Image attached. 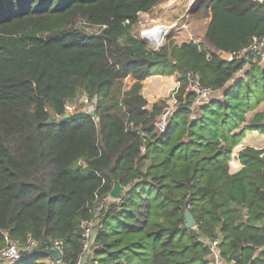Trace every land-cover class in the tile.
Wrapping results in <instances>:
<instances>
[{"label": "trees", "instance_id": "obj_1", "mask_svg": "<svg viewBox=\"0 0 264 264\" xmlns=\"http://www.w3.org/2000/svg\"><path fill=\"white\" fill-rule=\"evenodd\" d=\"M162 1L0 0V249L5 237L39 244L20 264H50L56 241L60 264H75L82 223L115 181L124 191L102 209L86 264H208L214 239L225 260L264 264V149L240 151L234 174L228 164L246 133L264 135V58L206 50L236 53L264 36V0H199L190 14L209 20L202 41L151 48L133 29ZM173 73L213 96L195 106L180 80L159 133L166 103L147 110L141 89ZM79 95L96 100L93 112L65 118Z\"/></svg>", "mask_w": 264, "mask_h": 264}, {"label": "built area", "instance_id": "obj_2", "mask_svg": "<svg viewBox=\"0 0 264 264\" xmlns=\"http://www.w3.org/2000/svg\"><path fill=\"white\" fill-rule=\"evenodd\" d=\"M160 30H165L166 35L160 38V40L157 43H154V45L151 48H159L164 46L165 39L169 34V28L160 29ZM208 52L214 53L220 59L228 63L246 59L247 55H251V57L255 59H263L264 36L260 38H253L247 47L242 48L236 53H227L220 50H215L214 48H210V47ZM180 80L185 81L186 84L185 92L194 95L195 106L207 104L211 100L213 93L201 85L200 79L197 76L193 75L192 73H186L185 75L180 77ZM179 86L180 83L179 82L176 83L175 88L171 92V102H172L171 106L167 105L155 121V128L159 133H164L168 123L169 116L173 113V111L177 107V103L174 98V95L177 89L179 88ZM83 103L85 105L91 106L92 110H89V112H93L94 110L93 105H95L96 103L95 99L93 100L92 103H90L87 98H84ZM64 109L66 115L71 114L73 111L69 104L66 105ZM235 160L236 157L233 156L232 154V157L228 163L229 166L232 165ZM110 200H112L110 198V195L99 199L94 209L92 219L82 223L81 226L82 239H83L82 253L78 257L75 264H86L88 260H91L93 258L92 250H93V237H94L95 227L97 226L98 218L101 214L102 209L105 207V204L108 203ZM5 240H6L5 247L0 250V260L5 264L22 263L27 258L33 256L34 251L39 246V244L34 242L31 238H27L24 244H21L16 241H9L7 237H5ZM207 246H208V264H234L233 261L229 262L222 257L221 250L219 248L220 246L219 239L207 241ZM47 249L58 251L62 256L63 242L56 241L51 245L50 248L47 247L45 248V250ZM60 263L61 261H56L54 258H52L50 262V264H60Z\"/></svg>", "mask_w": 264, "mask_h": 264}, {"label": "rangeland", "instance_id": "obj_3", "mask_svg": "<svg viewBox=\"0 0 264 264\" xmlns=\"http://www.w3.org/2000/svg\"><path fill=\"white\" fill-rule=\"evenodd\" d=\"M197 1L198 0H194L193 2L192 0H163L149 12L138 15V23L133 29L134 37L137 40L145 42L149 47H152L154 43L158 42V39L166 35V31L160 29L169 28V34L165 39L164 45H167L169 41H174L176 44H180L184 41L201 42L209 20L207 18L202 21L196 20V18L189 13V10L191 12L193 11L192 8ZM77 26L79 30H82L87 34H95L98 32L97 28L88 27L81 22H78ZM153 30L157 32H154ZM150 31L153 32L149 33ZM144 33H146L145 35H150L144 38ZM206 50H209L208 46H206ZM168 94L169 96L166 97V100L171 99V93ZM163 99V97L158 96L156 103L161 102ZM83 100L84 98L79 95L77 96L76 101L69 104L73 110L71 113L72 115L92 110V107L85 105ZM164 102H166L165 99ZM168 103V106H171L172 102L169 101ZM259 108H262L264 111V103H262ZM236 148L238 149L239 145ZM0 264L5 263L0 260Z\"/></svg>", "mask_w": 264, "mask_h": 264}, {"label": "crops", "instance_id": "obj_4", "mask_svg": "<svg viewBox=\"0 0 264 264\" xmlns=\"http://www.w3.org/2000/svg\"><path fill=\"white\" fill-rule=\"evenodd\" d=\"M153 31H150L149 33ZM178 82L180 83V76L177 75V73H173L167 76L157 75L147 78L143 82V86L141 89V94L144 97V99L147 101L146 109L149 111L152 109L153 105L156 104L158 96L163 97L166 101L165 103H167L168 105L169 104L168 102L171 101V99L166 100V97L169 96L168 93L172 92V90L176 86V83ZM164 99L162 101H164ZM258 110L264 113L262 108H259ZM250 117L251 115L248 116V118ZM245 147H251L254 149H264V135H260L256 132L246 133L245 138L239 144V148L238 149L236 148L235 151L232 152L233 155L236 157V160L233 162L232 165L229 166V172L231 174H234L239 170H241L242 165L238 161V153L242 151Z\"/></svg>", "mask_w": 264, "mask_h": 264}, {"label": "water", "instance_id": "obj_5", "mask_svg": "<svg viewBox=\"0 0 264 264\" xmlns=\"http://www.w3.org/2000/svg\"><path fill=\"white\" fill-rule=\"evenodd\" d=\"M198 3H199V0L197 2H195L192 10L197 8ZM190 12L191 11L189 10V13ZM91 115L93 116L94 114L92 113ZM64 117L67 118L68 115L65 114ZM123 191H124V188L119 184V182L115 181L114 184H113V187H112V189L110 191V194H109L110 198L112 200H114V201H118L121 198ZM185 222H186L185 227L187 229L193 228L196 225V222H195L194 218L192 217V215L188 211L185 213ZM45 253L47 255L51 256L52 258H54L56 261H61L62 260V256H61L60 252H58V251H55V250H52V249H47V250H45ZM239 257H240L239 255H235L233 257L232 261H233L234 264L237 263V261L239 260Z\"/></svg>", "mask_w": 264, "mask_h": 264}, {"label": "bare ground", "instance_id": "obj_6", "mask_svg": "<svg viewBox=\"0 0 264 264\" xmlns=\"http://www.w3.org/2000/svg\"><path fill=\"white\" fill-rule=\"evenodd\" d=\"M194 0H192V2H193ZM194 4V3H193ZM192 5V4H191ZM190 5V6H191ZM189 10V9H188ZM146 33H144V38H146L148 35H150V34H147V35H145ZM141 37V36H140ZM159 41V40H158Z\"/></svg>", "mask_w": 264, "mask_h": 264}]
</instances>
